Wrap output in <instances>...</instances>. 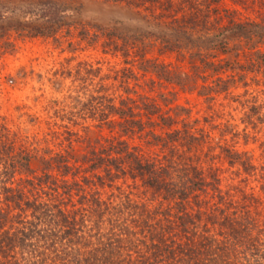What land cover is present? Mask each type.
Here are the masks:
<instances>
[{
  "label": "trees",
  "instance_id": "16d2710c",
  "mask_svg": "<svg viewBox=\"0 0 264 264\" xmlns=\"http://www.w3.org/2000/svg\"><path fill=\"white\" fill-rule=\"evenodd\" d=\"M5 1L0 0V6ZM85 1H28V6L36 7L37 19L33 21L23 22L0 13V38L11 32H23L26 37L55 34L72 26L70 18L77 14L75 5ZM100 1L133 17L136 23L114 20L84 25L86 31L79 35L90 36L89 40L99 42L104 53L120 55L127 64L138 55L137 68L144 78L146 74L156 78H150L152 85L170 83L187 91L199 88V95L209 97L210 92L226 91L251 73L250 79L264 87V0H227L230 7L240 6L244 13L226 7L224 0ZM154 44L160 46L161 52H175L182 59L187 55L193 73L145 58L146 48ZM130 56L132 59L126 61ZM238 56L243 57L244 63ZM230 65H237L242 73L214 79L212 85H196V71L203 76L208 70L209 76H216L222 71L232 72ZM132 68L113 72L118 88L125 94L120 95L118 105L104 100L102 95L99 107L87 108L89 111L85 108L88 114H97L103 125L113 124L119 131L117 136L100 143L93 159H87L92 162L89 166L73 167V188L61 189L51 173L56 170L65 185L63 178L71 170L66 162L45 163L40 169L42 175H33L27 163L28 153L23 155L27 161L18 166L0 164V264H264V212L259 213V205L264 211V182L259 181L256 194L234 188L239 192L237 197L229 195V191L221 194L215 190L216 202L200 199L195 192H204L211 182L206 183L200 171L189 175L196 168L189 161L203 162L208 152L203 157L188 153L193 145H204L208 135L200 129L196 137L188 130L192 124L184 118L180 121V114L186 115L189 109L175 104L171 95L165 97L161 93L158 101L157 97L129 88L130 80L137 82ZM132 93L138 97L134 99ZM110 115L115 117L111 123ZM246 115L247 119L251 117ZM225 128L231 130L228 124ZM136 133H144L147 144L158 147L159 154L141 153L123 138ZM7 140H0V158H7L5 151L12 147ZM214 148H219L230 166H238L248 177H256L248 152L238 151L227 141L223 145L216 142ZM165 151L174 155H161ZM62 158L58 157L64 162ZM180 161L184 162L181 167ZM14 173L24 174L25 178L14 182L10 175ZM127 176L133 182L126 188L136 190L139 200L144 201L133 200L132 191L120 190L121 186L116 187L120 193L115 204L99 199L104 186L111 187L116 178L126 180ZM22 182L27 191H23ZM31 189L36 195H25ZM60 189V195L67 198L50 196V192L58 194ZM73 191L83 197L93 196L88 215L79 209L75 210L80 212L78 218L74 216L76 212L69 217L68 199ZM248 204L252 205L250 209Z\"/></svg>",
  "mask_w": 264,
  "mask_h": 264
},
{
  "label": "rangeland",
  "instance_id": "374dc122",
  "mask_svg": "<svg viewBox=\"0 0 264 264\" xmlns=\"http://www.w3.org/2000/svg\"><path fill=\"white\" fill-rule=\"evenodd\" d=\"M28 1L34 2L35 0H22L21 2L6 0L0 6V13L7 18L23 22L33 21L37 19V11L32 4L28 6ZM224 3L226 7L231 6L227 0H224ZM75 7L77 14L74 13V16L70 18L72 26L63 27L55 34L46 37H26L23 32H11L2 39L0 38V140L5 142V138H7V143H12V147L6 146L7 158H0L2 167L6 164L18 166L21 162H26L23 155L27 153L30 156L27 163L34 171L33 175H42L40 169L47 162L54 164L58 161L60 162L58 164L66 162L71 166L68 177L63 178L66 179L67 184L61 183L63 180L57 176L56 170L51 173L59 180L57 185L59 184L61 189L62 187L73 188L75 174L72 172L73 167L81 165L86 168L89 166L92 163L90 159H93V155H96L100 150V143L105 139L110 140L117 136L119 131V128H114L113 124L103 125V121L99 120L97 114L90 115L85 111L87 108L93 107L95 110L96 107H99V97L102 95L104 100L115 102L118 105L121 100L120 95L124 96L125 94L121 88H118L119 82L114 80L113 72L116 69L133 67V72L137 74V82L130 80L129 88H132L136 93L157 97L158 101H160L158 95L161 93H164L165 97L171 95L175 104L189 109V113L186 115L180 114V121L184 118L192 124L193 129L188 130L195 133L196 137H199L197 133L200 129L208 135V140L204 142V145H193L188 153L194 157L199 155L203 157L208 152V156L202 159L203 162L200 160L189 161L192 167L196 166L194 170L188 172L189 175L200 171L203 172L202 176L205 175V182L209 184L211 182V186H205L204 192H195L199 198L214 203L218 200L215 190L221 191V194L229 191V195L237 197L239 192L234 188L241 189L246 194H256L259 181L264 182V87L257 86L250 79L251 73L247 76L244 75L245 80L242 82L237 81V84H233L232 87L230 85L226 91L208 93L209 97L199 95L197 92L199 88H195L197 86L194 87L195 89L187 91L170 83L160 86L159 83L152 85L149 83L150 78L155 81L156 78L150 74H146L144 78L143 73L137 68L139 65L138 55L134 56V60L131 58L133 56L128 57L126 61H129V58L132 61L127 64L125 58L120 55L104 53L99 42L93 41V39L89 40L90 36L82 38L79 35L80 32L86 31L82 28L84 25L107 24L114 20L133 25L136 23V19L121 13L110 5H103L100 0H86L82 5L76 4ZM233 7L244 13L240 6L230 8ZM66 15H70V13H66ZM90 32H92L91 29ZM159 48L158 44L146 48L145 58L154 59L157 63L167 65L177 71L193 73L194 70L187 61V55H185V59H182L175 52H161ZM239 58L241 59L240 63H244L243 57ZM230 66L232 72L222 71L216 76H209L208 70L202 73L203 76L196 71L194 75L196 85L202 83L212 85L214 79H226L228 75L235 74L237 76L242 73L241 68L237 65ZM244 69L248 70V67L245 66ZM217 76L219 77L216 78ZM201 77L207 78L206 81ZM130 95L134 99L138 97L134 93ZM246 113L251 115L249 119H247ZM109 118L110 123L115 120L113 119L115 117L111 115ZM227 124L231 126V130L225 128ZM143 134H128L129 138H123L128 140L130 145L140 149L141 153L148 156L159 154L158 147L148 145L147 137ZM219 141L222 145L224 141H227L229 144H234L238 151L248 152L251 163L255 166L253 173L255 172L256 177H248L247 173L245 174L238 166H230L219 148H214L215 143ZM208 148H212V150L208 151ZM180 150H185V148L180 147ZM163 154L170 155V157L174 155L167 151L161 153V155ZM60 155L64 162L58 159L61 157ZM87 159L90 161L88 162ZM182 163L184 162L180 161V167ZM173 174H176L175 171L172 172ZM10 175L14 182L25 178L24 174ZM180 175L182 173L178 175V178ZM174 176H172V180H175ZM132 182L128 176L126 180L123 177L116 178L111 187L104 186L99 199L115 204L122 189H125L126 192L132 191L131 198L133 200L141 199L136 190L126 188ZM21 186L23 191H27L24 182L21 183ZM118 186H121L120 190L116 189ZM61 189L58 190V194L50 192V196H56L57 199L62 195H60V192H63ZM34 191L31 189L24 193L32 197L31 195H36ZM61 197L67 198L65 195ZM92 197H83L73 191L68 199L69 217L70 213L75 214V210L79 211V209L88 215L89 210L92 209ZM256 204L254 203V205ZM251 207L252 205L248 204L247 209ZM259 207L261 214L264 211L260 205ZM76 213L77 215L74 216L78 218L80 212ZM105 226L107 229L109 224L106 223ZM105 229L102 230V233L106 231ZM125 244L123 243V245Z\"/></svg>",
  "mask_w": 264,
  "mask_h": 264
}]
</instances>
